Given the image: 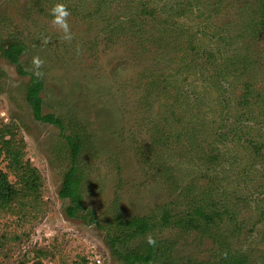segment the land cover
Returning a JSON list of instances; mask_svg holds the SVG:
<instances>
[{
  "label": "rangeland",
  "instance_id": "obj_1",
  "mask_svg": "<svg viewBox=\"0 0 264 264\" xmlns=\"http://www.w3.org/2000/svg\"><path fill=\"white\" fill-rule=\"evenodd\" d=\"M57 3L70 40L51 23ZM263 14L264 0H0V47L25 46V75L0 50V124L39 179L36 197L0 212V264H123L109 245L117 216L156 223L168 263L264 264ZM33 57L42 115L64 132L25 99ZM63 135L82 142L80 192L98 225L67 214ZM196 206L219 218L177 224Z\"/></svg>",
  "mask_w": 264,
  "mask_h": 264
},
{
  "label": "trees",
  "instance_id": "obj_2",
  "mask_svg": "<svg viewBox=\"0 0 264 264\" xmlns=\"http://www.w3.org/2000/svg\"><path fill=\"white\" fill-rule=\"evenodd\" d=\"M143 12L146 14L151 13L149 9H146L145 5ZM258 23H260L261 26H264V14L263 20ZM0 50L2 56L11 64L15 65L18 74L25 75L23 67L19 62V57L24 53L25 46L20 43H14L13 49L8 50L4 47H0ZM29 75H31V80L26 88L25 99L32 109L34 118L38 121L58 126L60 130L64 132L65 127L58 117L52 113L42 115V99L40 98L39 93L43 88V84L39 77L32 74ZM12 135L13 133L10 128L0 124V161H2V156L4 155L7 160V170L17 178V181L22 188L19 190L15 187V184L9 181L8 175L0 170V212L8 210L19 195H22L23 197H36L39 190L38 176L36 175L35 170L30 166L29 162L23 159L22 149L12 143ZM6 136H9V138L5 139ZM63 138L68 142L72 152V166L64 178V181L68 183L67 197L69 199V206L67 208V214L69 217L74 218L75 214L79 211H86L81 217L85 220L86 216H89V221L98 225L97 221L93 219V215L84 206L80 192L81 174L77 170L76 163L77 156L82 147V142L78 136L70 137L63 135ZM78 173L80 174V177L78 176ZM178 217L177 224H185L186 228L189 227L195 229H198L201 225H211L219 218L217 212L208 211L205 207L202 208L200 206L194 207L192 212L185 210L183 213H179ZM171 218L172 216L168 212H165L159 225L165 227V225L171 223ZM115 225L120 234H116L114 237L109 236L111 237L109 238L110 250L112 254H115L122 260L123 264H157L156 262L158 259L161 264L168 263L166 260H163L164 258L162 259L161 253L163 251H160V249L164 248L167 244L163 242L149 244L147 242L148 237H151L153 231L157 228L156 223L152 222L149 217L122 218L121 216H117L115 218ZM136 238H142L144 242L141 243L144 244L139 243L137 246L131 248L126 245L127 240H133ZM221 264L247 263L242 257L233 258L229 262L222 261Z\"/></svg>",
  "mask_w": 264,
  "mask_h": 264
},
{
  "label": "clouds",
  "instance_id": "obj_3",
  "mask_svg": "<svg viewBox=\"0 0 264 264\" xmlns=\"http://www.w3.org/2000/svg\"><path fill=\"white\" fill-rule=\"evenodd\" d=\"M50 15L52 16L51 23L60 31H62L65 39L70 40L72 38V34L69 31V25L66 20V18L70 15V12L67 10V8L63 4L57 3L50 9ZM42 63L43 61L39 57H33V74L36 77H40L43 75V73L39 70ZM147 242L149 244L155 243V241L151 237H148Z\"/></svg>",
  "mask_w": 264,
  "mask_h": 264
}]
</instances>
